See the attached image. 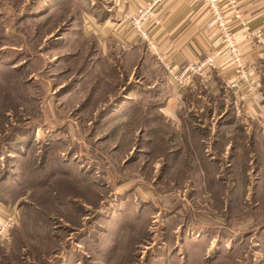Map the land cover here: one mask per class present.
<instances>
[{"label": "rangeland", "instance_id": "1", "mask_svg": "<svg viewBox=\"0 0 264 264\" xmlns=\"http://www.w3.org/2000/svg\"><path fill=\"white\" fill-rule=\"evenodd\" d=\"M111 3L0 0V264H264L260 123L84 27Z\"/></svg>", "mask_w": 264, "mask_h": 264}, {"label": "crops", "instance_id": "2", "mask_svg": "<svg viewBox=\"0 0 264 264\" xmlns=\"http://www.w3.org/2000/svg\"><path fill=\"white\" fill-rule=\"evenodd\" d=\"M144 1L111 0L112 17L108 16L107 19L99 21L98 25L93 23L92 19L88 22L84 20L86 22L84 27H89L88 29L92 31L91 25L95 26L98 28L99 35H108L120 45L130 47L136 45L141 41L127 27L124 14L132 12L136 5ZM236 4L240 9L242 22L249 28H258L264 33V7L260 0H236ZM156 11L159 21L150 30L151 37L156 44L155 51L161 56V60L167 61L173 68H178L186 61L197 60L206 51L217 47L214 31L204 25L207 11L202 0H161ZM225 15L231 20L234 34L238 35L241 31L239 21L232 19L229 10L225 11ZM241 47L245 63L253 66L251 76L257 84L254 94L239 96L237 92L227 88L231 70L224 55L216 56L215 68L210 72L208 80L196 79L190 87H197L198 82H204L207 89L222 88L230 96L224 106L233 116V120L236 115L255 118L260 123L264 135V90L261 87L264 85V43L244 41ZM171 84H173L172 81ZM177 88L174 91L185 90V87Z\"/></svg>", "mask_w": 264, "mask_h": 264}, {"label": "built area", "instance_id": "3", "mask_svg": "<svg viewBox=\"0 0 264 264\" xmlns=\"http://www.w3.org/2000/svg\"><path fill=\"white\" fill-rule=\"evenodd\" d=\"M125 1V0H124ZM161 0H145L134 7L132 12L124 14L127 27L135 32L140 41L148 47L157 60H160L166 75L176 87L193 86L194 81H206L210 72L215 68V58L224 55L230 67V79L227 83L229 90L235 91L239 96L254 94L257 84L252 80L250 64L245 63L242 54V42L264 43V33L258 28H249L241 19L236 0H202L207 16L204 25L214 31L217 47L206 51L201 58L189 60L178 68H173L167 61L161 60L156 53V44L151 37L150 30L157 25L159 19L156 8ZM264 7V0H260ZM231 11L232 19L239 21L241 31L234 34L231 20L225 11ZM256 84V85H255ZM18 212L14 206L0 208V240L6 237L9 228L14 225Z\"/></svg>", "mask_w": 264, "mask_h": 264}, {"label": "trees", "instance_id": "4", "mask_svg": "<svg viewBox=\"0 0 264 264\" xmlns=\"http://www.w3.org/2000/svg\"><path fill=\"white\" fill-rule=\"evenodd\" d=\"M99 20H103V19H106L108 16L106 15V13L105 14H99Z\"/></svg>", "mask_w": 264, "mask_h": 264}]
</instances>
